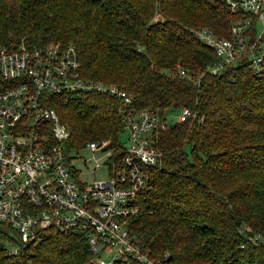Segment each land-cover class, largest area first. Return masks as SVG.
I'll return each instance as SVG.
<instances>
[{
	"label": "trees",
	"instance_id": "1",
	"mask_svg": "<svg viewBox=\"0 0 264 264\" xmlns=\"http://www.w3.org/2000/svg\"><path fill=\"white\" fill-rule=\"evenodd\" d=\"M245 16L224 0H0V44L23 36L73 44L81 75L117 83L135 109L196 113L156 134L162 154L144 167L140 213L130 221L151 255L167 252L164 264H264V67L253 73L245 57L212 74L218 59L195 34L228 36ZM46 102L69 126L67 147L120 145L116 98L62 92ZM9 237L0 224V264H82L92 256L80 231L47 228L18 255L6 253Z\"/></svg>",
	"mask_w": 264,
	"mask_h": 264
},
{
	"label": "built area",
	"instance_id": "2",
	"mask_svg": "<svg viewBox=\"0 0 264 264\" xmlns=\"http://www.w3.org/2000/svg\"><path fill=\"white\" fill-rule=\"evenodd\" d=\"M224 1L233 14L246 16L233 21L225 37L206 28L195 31L218 59L211 73L246 57L252 72L259 74L264 67V0ZM79 67L73 44L57 41L37 45L27 43L24 36L0 44V224L9 229L6 253L18 255L39 241L45 229L52 228L58 233L83 234L92 256L82 264L129 260L164 264L167 252L151 255L140 245L130 221L140 213L135 199L146 181L144 167L154 164L162 154L155 137L167 128L168 113L159 107L135 109L123 87L86 78ZM177 71L185 74L180 67ZM80 91L101 93L118 101L122 132L127 133L125 143L111 147L109 139H103L82 145L102 152L106 179H80L65 143L69 126L46 102L47 94ZM175 111L176 121L196 115L187 106ZM249 229L242 225L239 231ZM249 238L254 243L259 240L257 235ZM106 254L107 259L102 257Z\"/></svg>",
	"mask_w": 264,
	"mask_h": 264
},
{
	"label": "rangeland",
	"instance_id": "3",
	"mask_svg": "<svg viewBox=\"0 0 264 264\" xmlns=\"http://www.w3.org/2000/svg\"><path fill=\"white\" fill-rule=\"evenodd\" d=\"M228 33H230V29ZM167 113L168 120H175V114L177 113L176 111L173 112L171 115H169L170 111H167ZM126 136V131H121L118 137L121 142L125 143ZM69 156L70 163L77 170L80 179L84 181H91L93 178L98 180L107 178L106 168L102 164L104 161V156L102 155V152L91 151L87 147L82 146L78 147L77 149H75V147H70ZM95 159H97L98 161L97 165H95ZM91 170L93 171L91 172ZM9 241L10 239L6 241V245H9ZM102 257L107 259L108 254L102 255Z\"/></svg>",
	"mask_w": 264,
	"mask_h": 264
}]
</instances>
